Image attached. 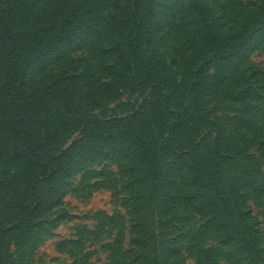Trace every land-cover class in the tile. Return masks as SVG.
<instances>
[{
    "label": "rangeland",
    "instance_id": "1",
    "mask_svg": "<svg viewBox=\"0 0 264 264\" xmlns=\"http://www.w3.org/2000/svg\"><path fill=\"white\" fill-rule=\"evenodd\" d=\"M30 6V12L46 22L60 1L30 0ZM88 6L93 9L85 10ZM129 6L128 0H98L91 5L86 1L71 24L70 41L47 58L24 65L26 97H45L70 79L75 89L94 96L95 112L107 120L132 116L144 100L160 111L165 90L154 97H149V90L142 98L139 93L131 95L127 67L116 53ZM52 29L48 24L44 31ZM252 31L238 60L233 50L237 34ZM147 40L149 47H157L158 68L179 85L176 98L188 121L187 130L177 134L179 144L159 145L161 165L180 160L173 153H187L178 146L183 148L188 136L198 138L209 131L219 132L220 142L229 143L224 149L232 153L238 149L261 155L264 0H154ZM72 132L63 149L76 145L74 157L60 189L9 227L3 223L6 209L26 189L29 171L16 156L14 134L0 120V228L8 226L0 230V264H141L146 244L144 261L152 264L159 248L156 241L175 247L171 264H249L246 252L231 241L233 227L243 219L255 237L253 264H264V180L257 176L259 181L253 183L239 174L242 166L235 160L218 162L209 171L207 158L219 161L213 151L214 133L203 139L205 150L198 163L208 168L191 172L188 164L176 163L169 175L155 180V172L147 175L136 148L120 144L90 148L77 143L80 131ZM252 162L262 172L263 165ZM219 190L234 192L231 206L238 211L226 218L228 228L214 222Z\"/></svg>",
    "mask_w": 264,
    "mask_h": 264
},
{
    "label": "trees",
    "instance_id": "2",
    "mask_svg": "<svg viewBox=\"0 0 264 264\" xmlns=\"http://www.w3.org/2000/svg\"><path fill=\"white\" fill-rule=\"evenodd\" d=\"M59 1L60 6L55 10L56 14L52 20L45 22L30 12V0H0V120L4 128L14 134L16 156L26 164L29 171L26 189L15 195L13 202L6 209L3 219L5 225L10 227L21 223L34 207L53 191L60 189L75 152L76 145L63 149V143L70 135V130L72 133L80 131L77 143L81 142L86 147L120 144L136 148L146 164L147 175L152 177L155 172V180L169 175L176 163L183 167L188 164V170L191 172L208 168L199 166L198 163L200 152L205 150L203 139H208L214 133L217 145L213 151L219 161L212 162L207 158L211 163L209 171L216 168L218 162L235 160L242 166L239 174L252 179L253 183L259 181L257 176L264 180V149L257 157L237 148L236 152L232 153L230 148L224 149L229 143L225 139L220 142L222 135L219 132L209 131L198 138L191 134L183 148L178 146L181 150H187V153L179 156L173 153L175 159L180 160L161 165L158 157L159 145L168 147L169 143L179 144L176 140L177 134L187 130L188 121L183 104L176 98L175 87L179 88V85H176L167 71L158 68L157 47L148 46L150 42L147 40V31L154 17V0H128L130 6L123 22L126 29L122 30L124 34L118 41V46L116 45V53H120V60L127 67V82L131 95L139 93L141 97L149 90V97H154L165 90L166 96L162 100L160 111L149 107L148 100H144L141 109L132 116L107 120L95 112L97 106L94 96L75 89L70 79L57 85L45 97L34 100L26 97L22 83L24 65L31 60L47 58L55 49L69 42L71 24L78 12L85 8L86 1L91 5L98 0H79L80 6H77V0ZM92 9V6L85 8L89 11ZM48 24L53 26L51 32L44 31ZM252 35L253 31L237 34L233 50L238 60L242 59V49L247 47L246 41L250 40ZM148 52L150 54H147ZM245 92L244 89L238 96ZM258 158L263 162H259ZM253 159L259 163L260 168L263 165L262 172L257 170ZM239 163L237 166H240ZM202 173L205 174L203 171ZM230 180L234 184L235 178L231 177ZM217 199L220 204L215 212L217 220L214 222L228 228L225 224L226 218L231 216L233 210L238 211L231 206V203L234 204V192L219 190ZM8 226L0 230H6ZM233 231L236 232L231 241L246 252L245 260L253 264L257 259V251L250 227L243 219L235 224ZM156 242L159 248H156V260L152 264H171L169 257L175 254V247L165 241ZM146 249L147 244L143 246L139 257L141 264H146ZM190 249L192 250V247Z\"/></svg>",
    "mask_w": 264,
    "mask_h": 264
}]
</instances>
